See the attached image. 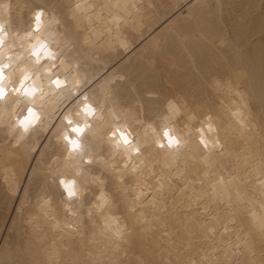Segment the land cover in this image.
Returning a JSON list of instances; mask_svg holds the SVG:
<instances>
[{
  "label": "bare ground",
  "instance_id": "bare-ground-1",
  "mask_svg": "<svg viewBox=\"0 0 264 264\" xmlns=\"http://www.w3.org/2000/svg\"><path fill=\"white\" fill-rule=\"evenodd\" d=\"M75 2L0 0V48L12 45L16 71L42 79L21 37L43 9L59 19L53 46L78 64L88 96L99 104L112 80L104 92L114 107L83 135L84 156L65 161L57 137L75 111L70 88L55 111L45 98L46 122L15 149L7 125L30 100L11 90L0 100V264H264V0H86L79 15ZM125 126L135 154L108 139ZM61 176L76 180L79 199H65Z\"/></svg>",
  "mask_w": 264,
  "mask_h": 264
},
{
  "label": "clouds",
  "instance_id": "clouds-1",
  "mask_svg": "<svg viewBox=\"0 0 264 264\" xmlns=\"http://www.w3.org/2000/svg\"><path fill=\"white\" fill-rule=\"evenodd\" d=\"M86 0H76L74 3V11L77 15L85 13L88 11L85 8ZM94 7L89 5L88 8ZM33 23L31 30L21 37L25 42H27L26 51L28 55L33 59V62L37 65L43 64V72L45 75L50 76L51 79H48L41 82V77L39 74L35 78L32 77L30 72H25L22 78L19 81V84L14 88L10 89L7 84V77L0 72V100H4L8 91L11 90L13 95H18L24 97L27 100L32 101L31 105L27 108L26 112L22 115H13L11 122L7 125V136L8 139L4 141L5 144H10V146L15 149L18 148L21 142L31 133V131L40 125L41 120L43 119V113L39 111V105L45 100L46 97L53 96L55 97L50 101L54 106V111L56 110L55 106L58 103V100L63 97V90L70 88L72 100L68 101V104L75 105V111H68L63 114L62 120L65 125L60 136L57 137V140L65 146V155L64 160H71L78 155H82V137L83 135L93 126L94 122L103 121L105 117V112L112 114L114 116V107L113 104L109 101V94H106L101 89V95L104 97L99 104L95 103L92 98L88 96V90L91 88L85 86L83 80L80 78V75L77 71L78 64H68L63 56L60 55V52L56 47L53 46L54 42L51 40V37L55 35L54 32L48 31L50 28H54L60 23L59 19L55 16L49 18V14L43 9H37L33 14ZM8 39V34L6 32L3 35H0V45L4 44V41ZM121 47H125L123 41L120 42ZM12 45L7 47L0 48V52L3 55H8L9 48ZM10 59V57H9ZM17 59H20V56H17ZM46 61V63H45ZM8 64L5 63L3 68H7ZM71 71V77L67 75ZM62 73L64 75H62ZM114 79L124 80L125 76L121 75L115 77ZM218 83V82H217ZM81 88H84V92L81 93ZM59 94V95H57ZM153 95V94H149ZM236 97H240V104H243V98L241 94L237 91L235 92ZM139 103V102H137ZM232 104H237L236 100H232ZM168 113L175 118L181 114L180 105L173 99H169L166 104ZM234 116H240L242 113L240 109L237 108L235 112L232 113ZM59 119V117H56ZM211 119L210 117L208 118ZM3 121H0V127H5ZM151 127V125H149ZM210 132L214 131L212 124L209 123L205 126ZM201 133V142L203 143V129H198ZM171 128H165L163 130V136L167 140V145L170 148L176 147L180 141L175 135H171ZM15 139H13V135ZM108 139L112 141L114 146L124 147L129 149L133 154L139 152V149L132 142L131 135L128 132V129L125 127H113L108 133ZM44 140L39 141L33 149V157L39 154V152L44 147ZM158 146H163L158 141ZM55 161V158H54ZM85 162L89 163L90 158H85ZM6 173L11 172L12 170L5 169ZM79 172H77V175ZM8 176H4V180L7 181ZM58 183L65 193L66 200H72L73 198L79 199L81 192L78 188L77 182L74 178H68L61 176L58 180ZM101 199V204L98 206L102 208L106 201L103 200V197H98ZM40 208L47 210L51 206V197H40ZM66 209L70 214L75 215L71 211L69 205H65ZM47 215V211H45ZM113 223L115 221L113 220Z\"/></svg>",
  "mask_w": 264,
  "mask_h": 264
},
{
  "label": "snow or ice",
  "instance_id": "snow-or-ice-1",
  "mask_svg": "<svg viewBox=\"0 0 264 264\" xmlns=\"http://www.w3.org/2000/svg\"><path fill=\"white\" fill-rule=\"evenodd\" d=\"M112 83V80H107L104 83L100 85V88L105 91L106 93L108 92V86Z\"/></svg>",
  "mask_w": 264,
  "mask_h": 264
}]
</instances>
